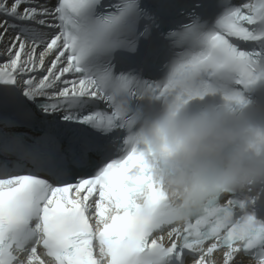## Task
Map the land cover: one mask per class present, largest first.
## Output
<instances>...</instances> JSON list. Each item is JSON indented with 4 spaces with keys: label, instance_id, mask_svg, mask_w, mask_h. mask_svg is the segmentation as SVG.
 Returning a JSON list of instances; mask_svg holds the SVG:
<instances>
[{
    "label": "snow or ice",
    "instance_id": "1",
    "mask_svg": "<svg viewBox=\"0 0 264 264\" xmlns=\"http://www.w3.org/2000/svg\"><path fill=\"white\" fill-rule=\"evenodd\" d=\"M216 7L223 14L214 24L192 11L190 22L162 33L170 58L156 81L117 70L119 54L135 53L160 28L143 0H0V96L27 98L45 114L84 126L69 129L67 145L56 131L31 142L0 132V156L16 157L0 160V264H145L146 254L158 257L156 264L174 255L183 264L185 251L193 264H216L213 253L221 249L223 264H233L264 242V225L253 229L252 215L235 219L234 209L245 204L230 198L183 225L172 220L140 130L169 104L225 86L224 99L243 106L233 88L264 79V0H216ZM39 70V78L28 75ZM105 140L117 158L110 159ZM89 151L102 160L93 164ZM69 153L75 169L92 174L76 179Z\"/></svg>",
    "mask_w": 264,
    "mask_h": 264
},
{
    "label": "clouds",
    "instance_id": "2",
    "mask_svg": "<svg viewBox=\"0 0 264 264\" xmlns=\"http://www.w3.org/2000/svg\"><path fill=\"white\" fill-rule=\"evenodd\" d=\"M227 86L202 99L171 103L140 126L148 161L166 200L163 208L178 224L189 222L226 193L264 186V129L247 122L243 105L224 99ZM222 96L223 105L194 101ZM262 225H253V229ZM145 264L158 257L144 255Z\"/></svg>",
    "mask_w": 264,
    "mask_h": 264
},
{
    "label": "bare ground",
    "instance_id": "3",
    "mask_svg": "<svg viewBox=\"0 0 264 264\" xmlns=\"http://www.w3.org/2000/svg\"><path fill=\"white\" fill-rule=\"evenodd\" d=\"M0 47H2V46H0ZM38 51H39V50H38ZM5 59H6L5 57L0 56V62H3ZM49 59H50V58H49ZM48 63H49V60L46 59V61H45L46 66L48 65ZM43 74H45L44 70H39V71L36 72V73H29L28 75H35V76H37V78H39V77L42 76ZM26 99H27V98H26ZM29 102L32 103V101H29ZM218 259H219V256H215V261L218 260ZM233 264H240V263H239V261L237 260V261H235Z\"/></svg>",
    "mask_w": 264,
    "mask_h": 264
}]
</instances>
